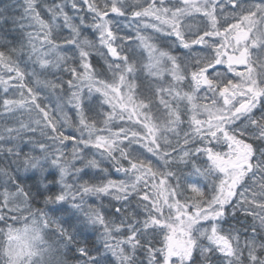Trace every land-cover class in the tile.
<instances>
[{
  "label": "snow or ice",
  "instance_id": "obj_1",
  "mask_svg": "<svg viewBox=\"0 0 264 264\" xmlns=\"http://www.w3.org/2000/svg\"><path fill=\"white\" fill-rule=\"evenodd\" d=\"M0 264H264V0H0Z\"/></svg>",
  "mask_w": 264,
  "mask_h": 264
}]
</instances>
